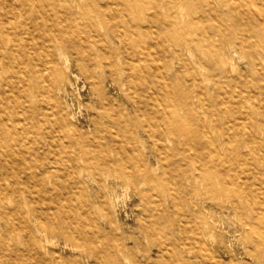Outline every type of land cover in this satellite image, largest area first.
Returning a JSON list of instances; mask_svg holds the SVG:
<instances>
[{"label":"rangeland","instance_id":"rangeland-1","mask_svg":"<svg viewBox=\"0 0 264 264\" xmlns=\"http://www.w3.org/2000/svg\"><path fill=\"white\" fill-rule=\"evenodd\" d=\"M35 1L38 28L0 42V52L16 48L0 58V138L11 145L0 152L23 149L51 173L35 167L0 205V264H264V164L245 162L242 143L227 148L223 122L198 97L215 94L209 73L222 90L228 75L253 77L226 6L73 0L72 16ZM188 27L219 45L223 70L208 67L209 43H188ZM26 67L39 73L31 90ZM63 149L79 159L52 162ZM81 229L104 232L105 256H88Z\"/></svg>","mask_w":264,"mask_h":264},{"label":"bare ground","instance_id":"bare-ground-1","mask_svg":"<svg viewBox=\"0 0 264 264\" xmlns=\"http://www.w3.org/2000/svg\"><path fill=\"white\" fill-rule=\"evenodd\" d=\"M54 1L64 6L70 15L76 16L71 7L73 0ZM197 1L201 3V1L205 0ZM149 3H154L160 9L165 10L168 7L178 9L181 1L149 0ZM220 3L226 6L227 13L232 17L230 26L232 34L233 32L236 34L237 32L240 33V45L245 52L247 67L253 77L241 80L228 75L227 85L229 88L222 90V85L216 80L215 75L209 73L208 76L211 77L215 86V94L206 97L201 91L198 97L202 101L206 99L208 103L210 101L211 106L210 103L208 106H210L209 113L211 117L217 116L223 122L219 135L223 137V143L227 148L230 150L235 144L242 143L248 152L245 162H251L253 165L254 163H258L257 165L260 163L264 164V139L259 138L264 133L260 126V120L264 119V0H220ZM42 16L41 11L36 8L35 0H0V42L8 45L12 36L27 33L28 24L38 28L39 21L37 19ZM173 26L174 28L183 27L184 24L181 20L175 18ZM186 29L192 33L188 43L196 50L203 51L207 43H209V37L202 33L201 27L198 29L201 31H195L192 27ZM215 31H218V29H215ZM117 35L122 38L121 32ZM10 47V52L16 49L15 44ZM208 49V67L210 68L211 66L214 69L223 70L227 60L222 54L219 45L209 43ZM9 51L0 52V58L4 57L7 59ZM194 72L195 69L193 68ZM19 77H21L20 83L30 90L39 81V73L36 68L29 70L26 67L20 70ZM119 120L120 117L114 118V122ZM111 121L113 120L111 119ZM249 143L252 144L250 145ZM0 146L2 149H7L8 146L11 147L10 143H6L1 138ZM63 152L67 154V158H56L52 162H67V164L71 165L75 160L79 159L78 155L69 152L68 149H63ZM31 159L32 157L24 152L23 149L16 152L10 159H3L2 152H0V205L12 195L24 190L27 178L33 175L35 167L40 169L41 175L50 176L51 172L46 169L44 159H34V162ZM87 162L89 164L95 163L91 160H87ZM6 182L9 184L8 187L5 186ZM15 212L16 208H4V214L8 217L15 215ZM62 231L68 234L70 230L63 228ZM80 234L86 236L92 244L88 251V256L94 257L96 255V260L98 257L97 253L105 256L106 253L104 251L96 250V243L101 242L104 235L102 230L97 229L96 232L87 234L81 229ZM116 262V259L112 258L110 264H116Z\"/></svg>","mask_w":264,"mask_h":264}]
</instances>
